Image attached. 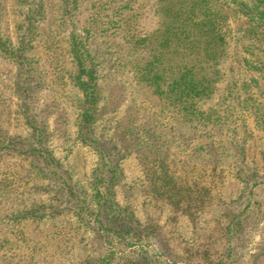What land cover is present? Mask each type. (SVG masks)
Masks as SVG:
<instances>
[{
    "label": "rangeland",
    "instance_id": "rangeland-1",
    "mask_svg": "<svg viewBox=\"0 0 264 264\" xmlns=\"http://www.w3.org/2000/svg\"><path fill=\"white\" fill-rule=\"evenodd\" d=\"M0 264H264V0H0Z\"/></svg>",
    "mask_w": 264,
    "mask_h": 264
}]
</instances>
